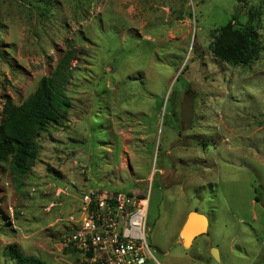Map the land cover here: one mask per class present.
<instances>
[{
  "label": "rangeland",
  "instance_id": "obj_1",
  "mask_svg": "<svg viewBox=\"0 0 264 264\" xmlns=\"http://www.w3.org/2000/svg\"><path fill=\"white\" fill-rule=\"evenodd\" d=\"M233 20L260 34L247 65L211 49L212 31ZM67 40L72 108L38 138L20 187L0 162V264H16L9 245L74 264L60 238L96 189L150 191L160 264H264V0H0V120L55 70ZM192 210L210 226L186 249Z\"/></svg>",
  "mask_w": 264,
  "mask_h": 264
},
{
  "label": "trees",
  "instance_id": "obj_2",
  "mask_svg": "<svg viewBox=\"0 0 264 264\" xmlns=\"http://www.w3.org/2000/svg\"><path fill=\"white\" fill-rule=\"evenodd\" d=\"M237 24L233 20L213 30L211 49L220 61L233 66L247 65L256 60L262 50L260 34L252 21L239 24L240 27ZM67 45L69 48L55 70L41 78L37 89L22 104L8 101L2 107L0 162L10 163L17 182L27 177L38 158V138L50 126L65 119L72 108V99L65 87L74 74L72 60L77 58V48L69 40ZM21 185L19 181L16 186ZM4 254L16 264H48L40 257L24 254L15 245H9Z\"/></svg>",
  "mask_w": 264,
  "mask_h": 264
},
{
  "label": "built area",
  "instance_id": "obj_3",
  "mask_svg": "<svg viewBox=\"0 0 264 264\" xmlns=\"http://www.w3.org/2000/svg\"><path fill=\"white\" fill-rule=\"evenodd\" d=\"M150 191L129 195L96 189L82 194L72 227L61 235L60 249L74 264H160L148 242Z\"/></svg>",
  "mask_w": 264,
  "mask_h": 264
},
{
  "label": "water",
  "instance_id": "obj_4",
  "mask_svg": "<svg viewBox=\"0 0 264 264\" xmlns=\"http://www.w3.org/2000/svg\"><path fill=\"white\" fill-rule=\"evenodd\" d=\"M209 226L210 223L207 215L196 210L190 211L180 231L184 247L189 249L194 243L195 238L208 232ZM213 253L216 257H218V254L215 250Z\"/></svg>",
  "mask_w": 264,
  "mask_h": 264
},
{
  "label": "crops",
  "instance_id": "obj_5",
  "mask_svg": "<svg viewBox=\"0 0 264 264\" xmlns=\"http://www.w3.org/2000/svg\"><path fill=\"white\" fill-rule=\"evenodd\" d=\"M139 189H137V190H135V191H138ZM135 191H133V192H135Z\"/></svg>",
  "mask_w": 264,
  "mask_h": 264
}]
</instances>
